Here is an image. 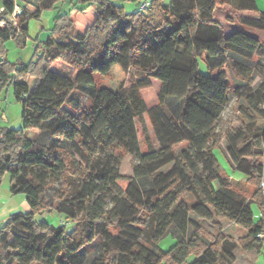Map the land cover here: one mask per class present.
I'll use <instances>...</instances> for the list:
<instances>
[{
  "label": "trees",
  "instance_id": "obj_1",
  "mask_svg": "<svg viewBox=\"0 0 264 264\" xmlns=\"http://www.w3.org/2000/svg\"><path fill=\"white\" fill-rule=\"evenodd\" d=\"M22 1L13 20L15 0L2 3L0 47L10 38L24 42L28 20L61 0ZM111 1L71 0L36 43L37 62L0 60V94L12 85L23 128L0 130V180L8 173L11 194H23L29 205L1 222L0 264H87L86 246L97 237L101 251L89 264H234L237 250L255 264L264 248L257 237L264 233V80L251 86L245 61L264 56V12L255 0H151L128 14ZM224 4L256 14L218 19ZM91 30L101 32L95 45ZM95 73L110 76L117 90L98 86ZM231 74L245 85L235 90L243 99L239 122L224 132L222 151L246 176L233 180L253 187L249 196L235 189L213 153ZM151 88L156 103L148 106L142 90ZM79 95L89 100L81 117L66 107L78 109ZM32 129L51 141L30 139L25 131ZM116 149L135 160L131 175L115 167ZM47 212L62 224L35 219ZM236 225L245 231L231 233ZM170 232L176 242L164 251L158 241Z\"/></svg>",
  "mask_w": 264,
  "mask_h": 264
},
{
  "label": "rangeland",
  "instance_id": "obj_2",
  "mask_svg": "<svg viewBox=\"0 0 264 264\" xmlns=\"http://www.w3.org/2000/svg\"><path fill=\"white\" fill-rule=\"evenodd\" d=\"M73 1V0H72ZM148 2L150 3L151 0H112L111 3L115 4L117 6H122L123 10L125 13L128 14H133L139 12V5ZM260 4L264 7V0H259ZM71 0H61L57 2L54 6V8H48L44 9L41 12V15L38 19L31 18L28 20V32H27V37L25 38L24 42H19L13 38H10L4 42V46L0 47V60L6 61L9 63V65H17L20 67L21 62L28 64L29 62H37L36 56L34 55V49L36 43L38 41H45L47 37L50 35V30L52 29L55 21L54 17L57 15L58 12H66L68 11V8L72 7ZM1 4V0H0ZM252 13V12H251ZM86 15V14H85ZM233 16V17H239L240 13L230 7L227 4H224L221 9L217 10V18L219 17L224 20V17L226 16ZM81 16L78 15L77 21L80 20ZM87 22L86 24H89ZM84 24V25H86ZM108 28V26H107ZM92 31V30H91ZM102 38L101 32L95 30L92 31L91 34L87 37L89 43L91 45H95L97 41H100ZM19 40V39H18ZM264 50V46H263ZM264 52V51H263ZM245 63L251 68V86H254L255 84L261 82L264 80V67L261 65H264V56H255L252 60L250 61H245ZM256 63H260V66L257 65ZM56 68L60 70V72L67 74L69 76H72L73 70L69 66H67L63 62H57L56 63ZM229 68V67H228ZM199 69L200 72L203 74H207L208 71L206 69V65L203 59L199 60ZM230 70V68H229ZM12 72H14V69L12 68ZM13 74V73H12ZM232 76V86L228 92V98L229 101L225 108L223 109L220 119L217 123L216 127V133L219 137L218 141H216L215 147L213 148V153L217 159V163L219 165L220 171L229 177L235 187L238 191H241L242 193H245V195L249 196L251 192L253 191V187L248 186L246 187L245 184L240 183V182H235L234 180H246V176L238 171L235 170L231 167V164L229 163L227 157L225 156L224 150L226 147V143L224 138L222 137L224 132L228 129H233L235 130L237 128V124L239 122V112L238 108L240 104H242L243 99L237 98L235 94L236 89H242L243 86L245 85V82L239 78H234ZM93 77L97 83L98 86H104L108 87L112 90H117V85L110 76L105 75L101 76L99 74H93ZM142 94L144 97V100L148 106L156 103V99L154 98V91L153 89H144L142 90ZM81 97V105L78 109H75L74 106L67 105L66 107L76 116L81 117L83 113H85L88 105H89V100L87 97L79 95ZM21 111H22V106L19 101L16 100L13 92V87L12 85H8L4 87L1 91L0 94V130L3 128H9V129H14V130H22V118H21ZM144 125L152 139H155L153 137L152 129L147 120H144ZM136 126L138 128V136H139V141L141 143V146H144L145 138L142 134V124L136 120ZM26 136H28L30 139L34 140L36 139L37 141L43 142V143H49L50 137H48L46 134L39 130H27L25 131ZM186 143H180L176 145V149H179L181 147H184ZM116 154L119 155L120 157V164L115 167L117 168L118 172L121 175L124 176H129L132 174V165L135 162V160L129 155L126 154L121 149H116ZM116 164V162H114ZM169 166H167L165 169H168ZM234 179V180H233ZM120 185L124 186V182H120ZM6 191H10L9 189H6V185L4 181L0 185V199L7 200L6 198ZM262 192H264L262 190ZM264 194V193H263ZM11 195V194H10ZM16 195V194H13ZM17 204V202H16ZM13 204V205H16ZM9 206V204H7ZM109 207V204H108ZM251 208L253 212V220L254 222H257L259 219V209L257 206V203H251ZM47 218L51 224H62V220L60 219L61 217L58 216L57 213L55 212H47L44 215H37L35 216L36 220H41L42 217ZM7 219V217L3 216L0 217V221L4 222ZM203 227L205 230L208 231H214L213 226H211L207 222H202ZM114 231V230H113ZM245 230L239 226H233V230H231V233L234 232H239L242 234ZM115 232V231H114ZM190 233V232H189ZM200 234L197 233H192L188 236H199ZM176 242V239L173 238L171 232L161 238L158 241V247L164 251H167L169 248H171ZM101 251V238L97 237L93 242L89 243L86 246V254H87V264H89L92 259L99 254ZM239 256H241L243 259H246V257L241 253L240 250H238ZM255 264H264V248L260 250L258 253H256ZM237 264H240L239 260L237 261Z\"/></svg>",
  "mask_w": 264,
  "mask_h": 264
},
{
  "label": "crops",
  "instance_id": "obj_3",
  "mask_svg": "<svg viewBox=\"0 0 264 264\" xmlns=\"http://www.w3.org/2000/svg\"><path fill=\"white\" fill-rule=\"evenodd\" d=\"M4 0H1V4L0 7H2V3ZM16 6L21 7L23 1L22 0H15ZM256 6L258 11H263L264 12V7L262 6V4H260L259 0H255ZM240 13V15L242 14H247L250 16H254L256 13L255 12H250V11H238ZM186 145L184 147H181L179 149H176L177 151L185 148ZM4 181L5 185H6V189L8 190L10 188V175L8 173H5L1 180H0V185L2 184V182ZM10 190V189H9ZM10 191H6V198L8 201L0 199V217H8L11 213L14 212H26L29 209V205L25 199V196L23 194H17V195H13L11 194ZM17 202V204H16ZM7 204H9V206H7ZM16 204V205H13ZM47 221H49L46 218ZM50 222V221H49ZM55 225L56 224H52ZM239 251L237 250L235 257L236 260L234 262V264H237V261L239 260L240 264H249L248 260L246 261L245 259H243L241 256H239L240 254L238 253Z\"/></svg>",
  "mask_w": 264,
  "mask_h": 264
},
{
  "label": "built area",
  "instance_id": "obj_4",
  "mask_svg": "<svg viewBox=\"0 0 264 264\" xmlns=\"http://www.w3.org/2000/svg\"><path fill=\"white\" fill-rule=\"evenodd\" d=\"M149 5H150V3H148V2H144V3H142V4L139 5V9H140V10H144V9H146L147 7H149ZM20 9H21L20 7L15 6V10H14V12L12 13V15H9V16H8L9 19L13 20L14 17H15V13H16L17 11H19ZM2 11H3V7H0V13H1ZM261 187H262V189H263V191H264V185H263V184L261 185ZM0 225H1V221H0ZM257 237H258V238H264V233H259V234H257Z\"/></svg>",
  "mask_w": 264,
  "mask_h": 264
},
{
  "label": "water",
  "instance_id": "obj_5",
  "mask_svg": "<svg viewBox=\"0 0 264 264\" xmlns=\"http://www.w3.org/2000/svg\"><path fill=\"white\" fill-rule=\"evenodd\" d=\"M20 12H21V9L15 13V16H16L18 13H20Z\"/></svg>",
  "mask_w": 264,
  "mask_h": 264
}]
</instances>
